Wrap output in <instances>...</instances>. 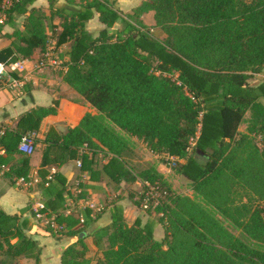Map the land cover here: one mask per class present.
Here are the masks:
<instances>
[{
	"label": "trees",
	"instance_id": "obj_1",
	"mask_svg": "<svg viewBox=\"0 0 264 264\" xmlns=\"http://www.w3.org/2000/svg\"><path fill=\"white\" fill-rule=\"evenodd\" d=\"M32 1L20 0L10 11ZM103 1L73 14L57 38V47L72 42L62 57L63 82L97 115L85 114L64 135L53 128L46 132L40 184L49 167L76 158L81 148L109 154L103 170L131 177L123 157L130 138L141 140L153 154L184 161L176 171L190 183L193 197L172 193L155 167L139 172L140 180L161 182L169 192L156 212L164 237L156 240L148 228H129L121 218L101 231L98 263L264 264V81L250 84L252 74L264 73V0H144L115 33L108 29L121 14L114 1ZM91 9L105 25L96 38L84 31ZM149 12L154 13L152 27L141 20ZM152 29L165 37L156 39ZM46 43L42 20L33 12L25 31L16 34L18 57L0 54V63L30 59ZM57 106L55 101L22 116L14 132L0 137V147L6 154L17 152L20 136L37 132ZM247 112L246 131L240 132ZM87 158L81 155L83 166ZM28 172L29 158L23 157L13 175L26 179ZM52 179L40 213L61 207L66 180L59 173ZM66 219L55 221L62 225ZM33 247L18 217L0 209V252L6 256L0 264H12ZM73 254L67 250L63 264H80L71 261L78 258Z\"/></svg>",
	"mask_w": 264,
	"mask_h": 264
},
{
	"label": "crops",
	"instance_id": "obj_2",
	"mask_svg": "<svg viewBox=\"0 0 264 264\" xmlns=\"http://www.w3.org/2000/svg\"><path fill=\"white\" fill-rule=\"evenodd\" d=\"M111 1L115 2L114 9L122 18L108 29L109 33H115L123 30V21H129L126 15L133 14L144 0ZM92 2L104 1L33 0L20 10L8 12L5 21L0 25V54H7V59L11 54L18 57L13 50L16 34L25 31L28 17L33 12L42 20L47 37L46 49L48 43H56L63 23L69 21L73 14L84 11ZM90 11L92 16L84 22V31L88 36L96 38L105 29V25L99 21V14L94 9ZM153 16L154 13L149 12L141 20L146 26L152 27L155 24ZM151 32L158 40L165 37L161 30L152 29ZM71 44L69 41L57 47L61 59L67 56ZM43 51L36 49L30 59L18 58L15 61L25 62L26 71L22 74L10 72L9 66L15 62L5 66V75L0 79V124L6 132H14L22 116L40 108L53 107L55 101L58 103L55 114L42 120L36 132V147L31 156L19 153L18 149L15 153L6 154L0 147V164L5 166L4 170H0V209L9 216H17L24 235L34 243L32 249L12 260V264H35L37 259L40 264H63L67 255L65 252L69 249H73V255L78 257L71 260L72 262L99 264L104 243L100 240L98 247L97 239H100L101 231L121 218L127 227H145L156 240L163 239L164 229L158 221V215L144 212L138 206L145 181L140 180L137 174L152 166L162 175L164 181L171 184L172 168L168 165L166 154H153L141 140L130 138L123 157L124 168L131 173V177L103 170L106 160L111 157L109 154L98 152L92 155L85 148H81L77 150L76 158L49 167L46 182L43 186L40 184L37 171L44 148L41 141L46 132L53 128L59 135H64L68 129L78 126L85 114L97 115L95 109L63 82L67 68L56 73L57 76L50 75L49 69L33 71V64ZM84 153L88 154V158L83 166L81 155ZM23 157L29 158L26 186L19 185V177L13 175L20 168ZM183 163V160L176 159L175 166ZM55 173L61 174L66 180L61 207L56 212L40 213V210L34 213L32 208L36 205L44 207V201L48 198L44 195V188L53 181L52 176ZM66 217L62 225L55 221L56 218ZM16 242L17 239H14L11 244ZM5 258L0 252V259Z\"/></svg>",
	"mask_w": 264,
	"mask_h": 264
},
{
	"label": "built area",
	"instance_id": "obj_3",
	"mask_svg": "<svg viewBox=\"0 0 264 264\" xmlns=\"http://www.w3.org/2000/svg\"><path fill=\"white\" fill-rule=\"evenodd\" d=\"M20 0H2L0 3V25L6 19L7 13L11 10L14 5L18 4ZM11 73L22 74L26 71L25 62L19 61L11 64ZM34 70H44L52 69L54 71H61L66 68L63 60L60 58L57 51L56 43H48L47 48L43 51L41 57L33 64ZM5 75V66L0 63V79ZM6 129L0 124V137L3 136ZM37 135L36 132H26L20 136V140L17 146L18 152L25 155L31 156L36 147ZM165 158L169 162V167H175L176 158L169 155H165ZM78 166L80 164L78 163ZM5 166L0 164V170H4ZM19 185L26 186L27 181L24 177H19L17 179ZM169 192L166 187H164L161 182H143L142 191L140 193V209L144 212H154L156 213L168 200ZM44 207L41 205H36L32 208L34 213H38ZM157 214V213H156ZM55 227L54 225H51Z\"/></svg>",
	"mask_w": 264,
	"mask_h": 264
},
{
	"label": "rangeland",
	"instance_id": "obj_4",
	"mask_svg": "<svg viewBox=\"0 0 264 264\" xmlns=\"http://www.w3.org/2000/svg\"><path fill=\"white\" fill-rule=\"evenodd\" d=\"M50 72H48L50 75H54L57 76L56 73H58L59 71H54L52 69H49ZM59 77V75H58ZM264 81V73H260V74H252V79H251V83L252 85H256L260 82ZM264 102V100H263ZM250 118V113H246L244 116V121L243 123L240 125L239 127V131L240 132H245L246 131V127L248 125V121ZM256 141L259 142V137L256 138ZM178 167V165H177ZM176 166L172 168V174H170L171 177V184L167 183V185L169 186V188H173L171 189L172 193L176 194V195H181V196H188V197H193V192H192V188L190 183L183 177L179 176L177 171H176ZM135 171H139V169H134ZM228 227V225H226ZM230 231L237 236L238 238L244 240V241H248L247 238L238 230L234 229L233 227L229 226Z\"/></svg>",
	"mask_w": 264,
	"mask_h": 264
}]
</instances>
